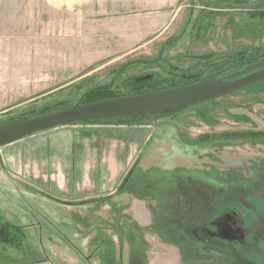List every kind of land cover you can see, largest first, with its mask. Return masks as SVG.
Returning <instances> with one entry per match:
<instances>
[{
  "label": "rangeland",
  "instance_id": "rangeland-1",
  "mask_svg": "<svg viewBox=\"0 0 264 264\" xmlns=\"http://www.w3.org/2000/svg\"><path fill=\"white\" fill-rule=\"evenodd\" d=\"M183 2L165 34L190 20L177 42L157 40L76 79L51 76L50 65L64 45L87 41L89 7L79 15L57 0H0V124L82 104L88 89L112 81L111 91L132 94L264 61V0ZM156 115L65 124L0 147V264H229V251L249 260L242 252L264 240L255 213L264 139L221 135L264 131V88Z\"/></svg>",
  "mask_w": 264,
  "mask_h": 264
},
{
  "label": "crops",
  "instance_id": "crops-1",
  "mask_svg": "<svg viewBox=\"0 0 264 264\" xmlns=\"http://www.w3.org/2000/svg\"><path fill=\"white\" fill-rule=\"evenodd\" d=\"M183 1L57 0L56 6L59 9L68 4V8L72 9L74 14L77 11L79 15H81L82 7L88 6L89 29L92 32L87 41H84L85 43L74 40L72 46L64 45L60 50L62 55L60 63L57 65L51 61L50 67L56 70V73L51 74V76L73 77L76 79L91 76L97 69L105 67L128 54H132L150 43L157 40H165L167 37L165 34L175 30V20L183 7ZM98 21L101 22L98 23ZM97 27L106 33V36L100 37V40L93 33L94 30H98ZM112 37H116L114 41ZM83 44L86 46L85 51H82L81 48ZM111 45L121 48L122 53L114 56L113 50H105L106 46ZM98 46L104 48L99 50ZM97 62H99L98 65ZM223 222L225 223V218L215 221L218 225L216 230H220L219 232L224 230L223 233L225 235L226 223L223 224ZM207 230L209 232V227ZM205 236L209 238V235ZM229 254L236 256L234 262L229 264H262L244 259L241 254L236 252L229 251Z\"/></svg>",
  "mask_w": 264,
  "mask_h": 264
},
{
  "label": "water",
  "instance_id": "water-1",
  "mask_svg": "<svg viewBox=\"0 0 264 264\" xmlns=\"http://www.w3.org/2000/svg\"><path fill=\"white\" fill-rule=\"evenodd\" d=\"M246 72L249 73L240 76ZM263 80L264 61H258L241 71L188 85L74 104L49 113L0 124V147L46 129L85 120L132 118L150 114H157V117L176 115Z\"/></svg>",
  "mask_w": 264,
  "mask_h": 264
},
{
  "label": "trees",
  "instance_id": "trees-1",
  "mask_svg": "<svg viewBox=\"0 0 264 264\" xmlns=\"http://www.w3.org/2000/svg\"><path fill=\"white\" fill-rule=\"evenodd\" d=\"M192 13V11L190 10L189 11V17H190V14ZM262 16H264V11L263 12H259ZM198 20V19H196ZM196 23V21H195ZM190 25V20L186 21L185 25H183V28L180 30V32L176 33L175 35H173L172 37H170L169 39H167L165 41V44H168V45H171V44H174L175 42H177L181 37L182 35L184 34L185 32V29ZM155 60H151V59H147V60H144V61H133V62H144V63H152L154 62ZM133 62H130V63H127L125 65H123L122 69L119 71V72H123L129 65H131V63ZM253 62H256V61H245L241 64H239L238 68H236V70H234V72H238V71H241L242 69H244L246 66L252 64ZM247 73V72H246ZM244 74V73H243ZM243 74H240V75H243ZM190 78H194L195 75L192 74L189 76ZM216 77H219V76H209L207 78H198V79H194V80H190L188 81L187 83H185L184 85H188V84H192V83H196V82H200V81H203V80H207V79H211V78H216ZM113 82H110V83H107L105 85H100V86H94L90 89H88L83 97H82V103H88V102H91L92 100L91 97L93 96H96V98L98 100H103V99H109V98H115V97H119V96H123V95H130V94H117L113 91H111V87L113 86ZM258 85V88L261 87V88H264V80L263 81H260V82H257V83H254L248 87H251V86H256ZM176 86H180V85H172V86H168V87H176ZM168 87H163V88H168ZM163 88H155V89H151V90H142V89H137L135 92H133L132 94H139V93H144V92H149V91H154V90H159V89H163ZM150 116V115H148ZM129 120H132L131 118H101V119H92V120H85V121H81V122H84V123H87V122H107V121H120V122H128ZM78 123V122H76ZM222 137H226V138H244V139H264V131H245V132H230V133H223L221 135ZM257 199V198H256ZM261 199V200H259ZM259 201V203L256 204V214L258 215H261V216H264V199L261 198H258L257 199ZM259 204V205H258ZM247 223V220L244 222L243 226L247 227L248 225L245 224ZM248 234V233H247ZM246 234V235H247ZM253 235V233H249L247 238L245 236V239L246 241L249 242V240L251 239V236ZM256 242V241H255ZM250 243H252V241L250 240ZM258 243H259V248L256 249V250H247L246 252H242V254L247 257L249 260L251 261H254V262H259V263H262L264 264V240L261 239V240H258ZM235 245L236 246H239L242 247L243 243L241 241H235Z\"/></svg>",
  "mask_w": 264,
  "mask_h": 264
},
{
  "label": "flooded vegetation",
  "instance_id": "flooded-vegetation-1",
  "mask_svg": "<svg viewBox=\"0 0 264 264\" xmlns=\"http://www.w3.org/2000/svg\"><path fill=\"white\" fill-rule=\"evenodd\" d=\"M249 72H251V71H249ZM249 72H247V73H249ZM247 73H244V74H247ZM244 74H243V75H244ZM240 76H241V75H240Z\"/></svg>",
  "mask_w": 264,
  "mask_h": 264
}]
</instances>
